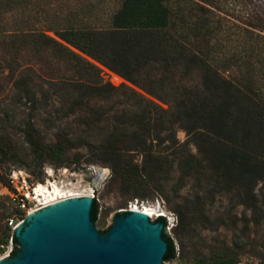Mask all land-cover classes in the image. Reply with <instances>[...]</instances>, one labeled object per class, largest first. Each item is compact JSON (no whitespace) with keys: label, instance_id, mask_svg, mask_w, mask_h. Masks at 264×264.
<instances>
[{"label":"trees","instance_id":"16d2710c","mask_svg":"<svg viewBox=\"0 0 264 264\" xmlns=\"http://www.w3.org/2000/svg\"><path fill=\"white\" fill-rule=\"evenodd\" d=\"M70 1L0 0V36L14 51L15 62L31 50L37 61H66L87 78L66 82V90L76 94L70 109L86 112L81 120L90 132L102 131L100 124L107 123L98 143L89 146L111 165L127 189L157 182L155 189L165 192L163 183L172 182L174 174L180 175L179 189L194 180L195 199L186 197L175 210L181 228L188 229L206 216L207 201L200 193H210L211 202L217 194L237 193L240 205L251 213L243 237L222 245L208 258L192 259L191 264H241L244 255L264 264V237L254 244L244 240L251 226L258 231L264 226V94L263 84L257 88L249 79L253 69L248 53L239 57L240 67L247 71L240 82L208 60L216 57L217 48L210 40L217 26L216 14L204 0H112V7L111 0H92L78 7ZM257 21L255 28L264 32V20ZM231 59L237 63L235 57ZM261 59L258 73L264 78ZM96 63L118 72L153 99L131 87L105 82ZM117 94L124 99L120 111L91 105ZM179 130L186 132L185 142L179 141ZM24 135L39 160L65 153L71 145L67 134L56 144H45L31 120ZM11 144L1 133L0 155L12 152ZM136 153L143 157L141 165L131 156ZM154 175L157 180H152ZM1 182L12 189L10 178ZM98 212L94 198L93 223ZM157 221L167 224L165 218ZM12 239L20 245L16 235ZM164 239L166 262L176 257V247L171 237ZM17 254L13 251L12 257Z\"/></svg>","mask_w":264,"mask_h":264},{"label":"rangeland","instance_id":"374dc122","mask_svg":"<svg viewBox=\"0 0 264 264\" xmlns=\"http://www.w3.org/2000/svg\"><path fill=\"white\" fill-rule=\"evenodd\" d=\"M89 1L92 0H71L70 4L78 7ZM204 1L211 4V6L206 4V7L216 14L213 19L216 22L214 26H217L210 40V45L217 48L216 57H210L208 60L220 67L226 76L240 82L244 80L247 71L240 67L239 61L242 60H239V57L240 54L247 52L249 65L253 69L248 73L249 79L252 78L256 82L257 88L260 87L261 82L264 94V78L258 73L263 62L261 58L264 57V32L255 28V24H259L257 20H264V0ZM193 2L203 3L199 0ZM110 3V7L114 6L112 0ZM115 8H118V4H115ZM3 42L5 38L0 36V134L4 133L7 136L13 149L6 157L0 155V235L2 236L0 264H13L23 256V242L20 240V245L15 246L12 237L21 236L33 215H27L17 208L10 200L9 189L1 182L3 177L9 179L10 174L19 169L26 171L30 183L35 185H46L49 180L50 185L56 184L65 192L80 194V200L85 199L86 196L91 201L96 198L99 212L94 228L102 231L104 237L116 229L117 221L126 216L124 212H129L132 207L138 205L141 208L152 209L154 211L152 213H164L167 217H164L167 220L165 227L159 225L156 217L150 219L148 223L158 228L162 241L165 242L164 235L174 241L176 257L166 261V264H191L192 259L208 258L222 245H230L243 237L241 231L244 222L251 218V213L245 206L240 205L236 192L217 194L213 202L210 193L206 191L200 193L207 201L206 216L198 219L187 229L185 226L182 228L178 226L175 210L186 197L195 199L197 186L194 180L179 189L180 184H177V179L180 175L174 174L172 182L163 183L165 192L155 189L157 182L151 185L140 183L131 190L127 189L111 165L100 160L99 153L89 146L98 143V135L100 132H106L107 123L100 124L102 131L90 132L81 120L87 115L86 112L79 110L73 112L70 109L76 94L66 90V82L87 80V78L66 61L52 58H42L37 61L31 50L22 52L15 62L14 51L7 49ZM193 43L191 41L190 44ZM232 57L237 59V63L231 59ZM96 65L102 69L101 77L105 82L111 83L116 88L131 87L152 98L118 72L110 71L97 63ZM195 81L197 78L194 76L193 82ZM123 100L117 94L110 101L96 100L91 105H96L97 108L113 106L120 111L123 108ZM156 102L168 108L167 105L157 100ZM29 120L33 122L45 144H56L63 134H67L71 145L67 147L66 152L51 154L39 160V154L33 153L24 135ZM178 139L180 142H185L186 132L179 130ZM155 144L158 145V141H155ZM131 156L134 162L142 164L141 154L136 153ZM48 171H53L54 175L50 177ZM158 177L154 175L152 180H157ZM41 211L43 209L39 212ZM8 217L25 219L20 233L9 226ZM235 221L238 222V227L234 226ZM244 237L249 243L261 242L264 237V226L259 231L251 226V230ZM251 248L249 246L247 249ZM15 250H18V254L12 257V252ZM255 263L256 260L249 255L241 257V264Z\"/></svg>","mask_w":264,"mask_h":264},{"label":"water","instance_id":"95a60500","mask_svg":"<svg viewBox=\"0 0 264 264\" xmlns=\"http://www.w3.org/2000/svg\"><path fill=\"white\" fill-rule=\"evenodd\" d=\"M92 202L81 220L62 216L37 224L32 216L21 236L16 235L23 242L24 254L13 264H166L167 243L161 240L158 228L149 225L150 218L147 225L158 234L147 235L138 226L143 220L124 212L126 216L117 221L116 229L104 237L94 228Z\"/></svg>","mask_w":264,"mask_h":264},{"label":"bare ground","instance_id":"6f19581e","mask_svg":"<svg viewBox=\"0 0 264 264\" xmlns=\"http://www.w3.org/2000/svg\"><path fill=\"white\" fill-rule=\"evenodd\" d=\"M39 196L43 197L41 205L45 207V210L43 212L33 213L32 216H34L37 224L51 217L54 218V220H60L62 216L70 220H81V218H84L85 213H87L91 201L88 196L80 200V194L65 192L56 184H52L50 187L40 186ZM84 196L85 195H83V197ZM129 212L135 213L138 218L143 220V223L141 225L138 224V226L147 235L153 236L157 233V229L148 227L147 218H155L158 212L152 213L154 212L152 209L148 207L141 208L138 205L132 207Z\"/></svg>","mask_w":264,"mask_h":264},{"label":"built area","instance_id":"2783aa9c","mask_svg":"<svg viewBox=\"0 0 264 264\" xmlns=\"http://www.w3.org/2000/svg\"><path fill=\"white\" fill-rule=\"evenodd\" d=\"M48 175L52 177L54 175V172L48 171ZM9 178L12 185V189L9 190L10 200L17 206L20 211L26 212L27 215H32L33 213H37L41 209H44L43 205H41L43 197L39 196V188L40 186L49 187V185L51 184L49 180L46 185H35L33 183H30L29 175L27 174V172L21 169L14 170ZM164 217H166V215L162 212H158V214L156 215V219ZM24 223L25 219L18 220L14 219L13 217L9 219V226L12 227L15 231L23 227Z\"/></svg>","mask_w":264,"mask_h":264}]
</instances>
